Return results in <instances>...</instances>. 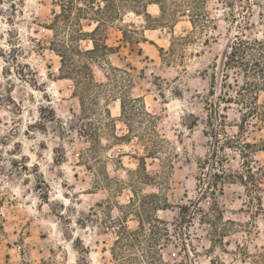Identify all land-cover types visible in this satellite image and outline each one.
I'll return each instance as SVG.
<instances>
[{
	"label": "rangeland",
	"instance_id": "374dc122",
	"mask_svg": "<svg viewBox=\"0 0 264 264\" xmlns=\"http://www.w3.org/2000/svg\"><path fill=\"white\" fill-rule=\"evenodd\" d=\"M67 1L0 0V264H114L119 219L138 226L134 213L124 215L134 193L168 203L157 211L169 225L159 249L165 264H264V189L259 203L241 184L215 195L198 184L199 163L211 152L204 132L212 75L216 96L226 95L225 54L242 31L264 37V0H208L204 29L186 16L155 22L126 10L130 36L115 21L104 29L110 49L80 62L95 82L84 107L51 49L49 27ZM158 7L148 10L160 17ZM81 26L92 31L96 23ZM89 37L81 48H93ZM237 108L224 112L231 123ZM263 135L256 129L247 137ZM218 155L228 171L241 167L237 149ZM254 159L264 166V151ZM213 209L224 217L220 239L202 220Z\"/></svg>",
	"mask_w": 264,
	"mask_h": 264
},
{
	"label": "trees",
	"instance_id": "16d2710c",
	"mask_svg": "<svg viewBox=\"0 0 264 264\" xmlns=\"http://www.w3.org/2000/svg\"><path fill=\"white\" fill-rule=\"evenodd\" d=\"M207 3L208 0H84L82 5L70 0L61 3V11L55 13L53 26L49 27L54 31L51 49L61 57L60 71L64 73L61 78L74 79L76 88L81 92L80 99L84 107V99L90 94L95 82L89 73L85 72L88 65L80 62L91 54L110 49L104 29L115 21H121L119 29L124 37L130 36V27L133 24L125 22L126 13L123 12L128 10L143 15L145 19H154L155 22L175 21L178 17L186 16L189 17L193 27L204 29L212 20L208 15ZM152 4L159 6L160 17L149 12L148 7ZM90 13L92 15H89ZM83 19L96 23L92 31H84L81 26ZM156 28L154 26L151 29ZM69 30L71 33L65 35ZM87 36H90L93 48L85 50L81 48L80 41ZM187 37H180V40L184 41ZM144 38L146 41V37ZM223 69L226 78H223L221 86L226 88V95L216 96L215 72L212 75L208 94L210 97L206 99L209 109V129L204 133L211 139V152L199 163L200 170L205 173L198 178V184L207 185L206 189L209 188V192L213 188L211 193L214 195L217 189L223 192L226 183L241 184L250 193L251 199L260 203L264 189V166H255L254 156L264 151V135L258 140L249 139L247 135L252 134L256 129L264 130V103L259 101L260 93L264 92V37L248 36L243 34V31L242 34L236 35L225 54ZM231 72L240 75L241 79L234 78L230 81ZM231 91L234 95L227 93ZM213 97L217 100H213ZM233 104L238 106L237 110L240 113L235 123L229 122L227 114L224 113ZM121 105L124 108L123 99ZM228 126H236V134L230 136ZM86 133L87 136H93L88 130ZM221 133L226 135L222 142L219 139ZM226 148H235L239 151L242 160L239 169L232 171L226 169V157L218 155L220 149L224 151ZM204 194L205 192L202 193ZM152 196L158 197V195ZM147 199L148 195L134 193V198L126 206L129 210L124 215L128 212L134 213L138 219V226L135 229L127 225L126 219H119L117 236L111 248L114 264H141V256L145 258L147 264H165L159 249L163 246V241L170 240L169 225L157 216V211L167 209L168 203L162 205L156 201L150 204ZM188 210L189 204L180 207L181 214ZM215 210L204 211L202 220L211 227L213 233L218 234L220 239L221 236H225L223 233L225 231H219L217 222L224 217L219 211L215 213ZM211 240L213 241L214 238Z\"/></svg>",
	"mask_w": 264,
	"mask_h": 264
},
{
	"label": "bare ground",
	"instance_id": "6f19581e",
	"mask_svg": "<svg viewBox=\"0 0 264 264\" xmlns=\"http://www.w3.org/2000/svg\"><path fill=\"white\" fill-rule=\"evenodd\" d=\"M159 8V7H158Z\"/></svg>",
	"mask_w": 264,
	"mask_h": 264
},
{
	"label": "crops",
	"instance_id": "0c3cea01",
	"mask_svg": "<svg viewBox=\"0 0 264 264\" xmlns=\"http://www.w3.org/2000/svg\"><path fill=\"white\" fill-rule=\"evenodd\" d=\"M157 5V4H156Z\"/></svg>",
	"mask_w": 264,
	"mask_h": 264
}]
</instances>
